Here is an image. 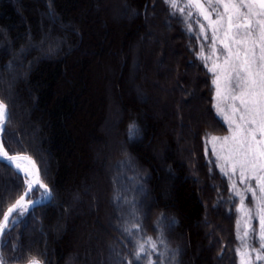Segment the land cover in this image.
Masks as SVG:
<instances>
[{"label":"trees","instance_id":"obj_1","mask_svg":"<svg viewBox=\"0 0 264 264\" xmlns=\"http://www.w3.org/2000/svg\"><path fill=\"white\" fill-rule=\"evenodd\" d=\"M199 18L166 0H0L2 140L36 161L52 191L15 214L4 264H239L238 199L209 148L228 127ZM109 85L122 114L115 151L102 132ZM26 190L0 162V222Z\"/></svg>","mask_w":264,"mask_h":264},{"label":"rangeland","instance_id":"obj_2","mask_svg":"<svg viewBox=\"0 0 264 264\" xmlns=\"http://www.w3.org/2000/svg\"><path fill=\"white\" fill-rule=\"evenodd\" d=\"M199 3L200 6L198 7L192 4L191 0H176L177 5H187L190 10L193 9L197 15H200L199 22L203 24L205 31L209 30L207 34L211 37L209 40L212 45L207 56L204 55L206 65L208 66V70L211 69L210 72L214 80L217 76L220 77L218 81L219 96H217V84L213 83L215 88V107L218 115L226 123L228 132L217 137L218 139L215 142L209 141V148L217 163V167L229 181L230 193L233 195V199H238V263L264 264V247L260 246L261 217L264 216V192L260 191V181L256 179V177H264V170H261L259 167L255 169L249 167L245 170V178L243 181L241 180V165L238 162L241 158V153L237 150L236 145L239 141L245 139L251 142V136L247 132L241 133L237 129V124H243V122L240 121L243 108L240 106L239 100L232 99V96L239 94V88L236 86V72L226 71V69H230L233 66H239L245 52H248L250 61L254 60V63L251 65L253 73L260 70L262 64L260 60L261 48L264 47V42L261 41V32L264 31V14H262L264 13V9H261L259 5L245 6L243 0H223V2H220V0H199ZM248 7L252 9L251 14L248 13ZM206 14L208 15L207 19H205ZM114 15L118 17L116 12ZM221 17L223 18L220 19ZM228 17H231V28L228 27ZM217 20H219V23H216ZM248 24H250V28L247 26ZM249 31L251 32V36H247ZM225 45L228 47L226 48ZM229 50L231 51L229 52ZM253 52L255 54L254 56L252 55ZM237 53H239V57ZM226 60L228 61L227 64L225 63ZM20 66H22V64ZM8 72L13 76L15 81L20 77V75L13 72L10 66L8 67ZM240 74L243 75V72ZM11 87L12 85L8 88ZM134 92L139 94L140 91L137 86ZM108 98L110 107L107 121L103 126L102 132L108 138L107 150L115 151L117 146L123 148V141L121 138L119 139L117 133V127L122 119V114L119 112L115 103L114 94L110 85ZM233 104L241 108V111L233 112ZM217 105H219L222 111L218 110ZM17 118L20 123V114ZM245 127L254 131L256 141H264V134L261 133L257 125L249 124ZM234 136L236 137L235 140L233 139ZM225 137L229 138L227 142L224 141ZM27 138L33 142L35 141L38 146L40 145L37 135L28 133ZM256 147H264V145H256ZM213 148H215V152H213ZM95 155L96 163L99 167L102 154L96 152ZM49 159L50 158L47 156L46 163L50 165ZM233 163H236L235 172H233L232 169ZM260 163L261 161L257 160V165ZM119 165L117 164L116 170L119 169V167L121 168V165ZM225 173H227V175H225ZM23 175L28 183V176L26 173ZM95 177L97 180L99 179L98 182L100 181V183L98 185L99 188L102 189L100 178L97 174ZM233 185H235V187H233ZM249 186L255 191V196L249 191ZM40 197L43 198L45 196L42 194ZM110 199H115V197L112 196ZM149 199L150 197L148 200ZM242 199L243 203H241ZM27 202L26 205L28 209L29 204ZM26 210L19 209V211L22 212ZM242 253L245 254L243 258L241 256Z\"/></svg>","mask_w":264,"mask_h":264},{"label":"snow or ice","instance_id":"obj_3","mask_svg":"<svg viewBox=\"0 0 264 264\" xmlns=\"http://www.w3.org/2000/svg\"><path fill=\"white\" fill-rule=\"evenodd\" d=\"M169 3L170 7L176 8V0H166ZM223 2V0H220ZM191 3L200 6L199 0H191ZM245 6L250 5H259L261 9H264V0H243ZM183 12V9H179ZM248 13H252L251 7H248ZM264 14V13H262ZM208 18V15H205V19ZM221 17L220 19H222ZM219 23V20L216 21ZM232 22L231 17H228V27L231 28ZM249 28L250 24L247 25ZM247 36H251V32L247 33ZM261 41L264 42V31L261 32ZM227 48L228 46L225 45ZM231 50H229L230 52ZM251 51V50H249ZM201 54L203 55V51L201 50ZM254 56V52L252 53ZM239 57V53H237ZM260 60L262 62L261 68L258 72L253 73L252 71V63L254 60L250 61L248 52L244 53L243 60L239 66H233L230 69H226V71L236 72L237 79V87L239 88V94L232 96L233 100H239L240 106L243 108V114L240 115V121L243 124H237V129L241 132H247L251 136V142H248L247 139L241 140L237 143L236 148L241 153V158L238 161L241 165L240 177L241 180L245 178V170L249 167L255 169L259 167L261 170H264V147H256V145H264V141H256L254 131L250 128H246V125L254 124L257 125L262 134H264V47L261 48ZM227 64L228 61L226 60ZM211 70V69H210ZM243 72V75L240 73ZM220 77L217 76L213 83L217 84V96L220 95L219 91V81ZM218 110L222 111L217 105ZM233 112H240L241 108H238L235 104L232 105ZM9 123V114L7 111V105L0 101V160H6L11 166L12 163L16 162L20 159L28 160L32 166L33 171L30 173L31 180L28 183V192L33 190V186H38L37 190L43 189V195L46 197H51V190L48 188L47 184H45L40 178L39 169L35 165V161H32L30 157L27 156H19V155H10L9 152L4 147V142L2 140L3 135L6 132L7 125ZM235 136L233 139L235 140ZM218 138L212 136L210 138V142H215ZM229 138L225 137L224 141L227 142ZM213 152H215V148H213ZM257 160L261 161L259 165H257ZM17 169H20V164L15 165ZM236 163H233L232 169L235 172ZM227 175V173H225ZM260 181V191L264 192V177H256ZM235 187V185H233ZM249 191L252 192V195L255 196V191L249 186ZM27 192L20 196V198L16 201L14 205L8 208V212L6 214H2L3 220L0 222V234H3L5 229L8 227L10 223H15V221H10L9 216L16 211L17 209L26 210L27 205L25 204V196H27ZM28 204H32L33 202L29 200ZM243 203V199L241 200ZM17 215H22V211L17 212ZM261 247H264V216L261 217ZM147 243L155 250L156 244L151 238L148 239ZM162 243V241H161ZM145 253L144 244L141 243L138 245V250L136 252V259L140 260L141 255ZM245 254H241L242 258ZM259 258V257H258ZM0 264H4L2 258H0ZM30 264H39V261L33 259ZM131 264V261H129Z\"/></svg>","mask_w":264,"mask_h":264},{"label":"water","instance_id":"obj_4","mask_svg":"<svg viewBox=\"0 0 264 264\" xmlns=\"http://www.w3.org/2000/svg\"><path fill=\"white\" fill-rule=\"evenodd\" d=\"M0 101H3L2 99H0ZM4 102V101H3ZM5 103V102H4ZM6 104V103H5ZM7 105V104H6ZM7 111H8V114H9V110H8V106H7ZM13 155H19V156H27V157H30L31 158V160L32 161H35L29 154H20V153H18V154H13ZM20 160H25V159H20ZM26 161H28V160H26ZM0 162H3V163H6V164H8V162L6 161V160H0ZM9 165V164H8ZM35 165H36V167L39 169V167H38V165H37V163H36V161H35ZM11 166L12 167H14L19 173H21L22 174V172L19 170V169H17L16 168V166L12 163L11 164ZM39 173H40V169H39ZM40 178H41V173H40ZM42 179V178H41ZM36 188H38V186H36V185H34L33 186V190L31 191V192H28V188H27V196H25V202L28 200V198L30 197V195L32 194V192L36 189ZM49 188V187H48ZM50 189V188H49ZM43 190V189H42ZM51 190V189H50ZM51 193H52V191H51ZM51 197H52V195H51ZM51 197L49 198V197H45L44 199H38L37 201H35V202H33L32 204H30V207L31 208H33V207H35V206H37V205H40V204H45L46 202H48L50 199H51ZM19 209H17L16 211H14L10 216H9V220L10 221H12L13 220V218H14V215L17 213V211H18ZM10 225H11V223L8 225V227L5 229V231H4V233L3 234H0V243H1V240H2V238H3V236L5 235V233L8 231V229H9V227H10ZM28 264H30V263H28Z\"/></svg>","mask_w":264,"mask_h":264},{"label":"bare ground","instance_id":"obj_5","mask_svg":"<svg viewBox=\"0 0 264 264\" xmlns=\"http://www.w3.org/2000/svg\"><path fill=\"white\" fill-rule=\"evenodd\" d=\"M14 165H16V164H20V171L23 173V174H25L26 173V175L28 176V183L30 182V180H31V176H30V173L33 171V169H32V166H31V164L29 163V161H26V160H17L16 162H14L13 163ZM27 183V184H28ZM25 204H26V202H25Z\"/></svg>","mask_w":264,"mask_h":264}]
</instances>
